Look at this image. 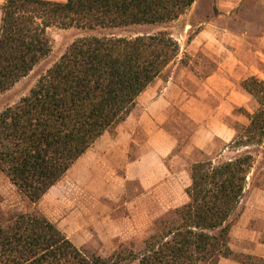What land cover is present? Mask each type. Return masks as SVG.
Instances as JSON below:
<instances>
[{"label":"trees","instance_id":"16d2710c","mask_svg":"<svg viewBox=\"0 0 264 264\" xmlns=\"http://www.w3.org/2000/svg\"><path fill=\"white\" fill-rule=\"evenodd\" d=\"M194 2L4 0L0 95L48 56V30L89 34L73 40L24 96L0 112V172L22 201L21 210L5 211L0 197V264H218L222 258L264 264V256L235 253L229 245L243 199L264 185V81L256 77L241 82L257 106L243 110L246 124L233 127L223 148L229 156L191 163L187 201L155 219L140 243H119L102 257L77 247L36 208L179 56V43L167 30L134 37L94 32L167 24Z\"/></svg>","mask_w":264,"mask_h":264},{"label":"rangeland","instance_id":"374dc122","mask_svg":"<svg viewBox=\"0 0 264 264\" xmlns=\"http://www.w3.org/2000/svg\"><path fill=\"white\" fill-rule=\"evenodd\" d=\"M201 13L203 17L211 13L209 5ZM185 21L186 18L182 16L178 21L167 24L133 26L94 34L134 37L167 30L173 37H179ZM87 34L76 29L48 30L51 39L48 56L10 90L0 95V112L24 96L73 40ZM187 35L191 37L192 31ZM172 68L173 64L159 77L165 80L171 75ZM182 82H185L187 88H197V80L187 75L182 77ZM211 98L215 99L213 95ZM234 113L239 116L243 114V109L235 110ZM167 114L168 119L163 127L177 139V146L165 161L167 173L164 179L161 178L163 166H142L136 172V178L125 179L123 162L116 161L114 166H107L97 164L98 156H84L42 197L36 208L54 222L77 247L96 252L102 257L108 256L119 243H140L151 232L155 219L187 201L184 191L189 185L191 163L213 159L218 155L229 156L224 150L219 152L222 147L219 140L214 143L212 155L197 149L189 154L187 145L191 142L197 124L177 105L169 107ZM225 123L234 127L236 124H246L247 120L237 122L233 118H226ZM108 132L111 137L115 135L114 128ZM145 135L140 128H135L136 145L130 146L127 159H133L146 150ZM94 164L97 166H92ZM0 197L1 207L5 211L22 209L19 194L1 172ZM241 206L242 213L230 232V248L235 253L264 256V185L260 189L249 190ZM218 264L239 263L222 258Z\"/></svg>","mask_w":264,"mask_h":264},{"label":"crops","instance_id":"0c3cea01","mask_svg":"<svg viewBox=\"0 0 264 264\" xmlns=\"http://www.w3.org/2000/svg\"><path fill=\"white\" fill-rule=\"evenodd\" d=\"M207 5L211 13L203 17L201 10ZM182 16L186 21L181 35L174 37L180 52L171 75L165 80L157 77L137 97L126 120L114 128L115 135L105 132L82 157L98 156L97 164L107 166L123 162L125 179L136 178L142 166H163L164 179L165 161L177 146V139L163 127L169 107L179 106L197 124L188 153L197 149L207 155H212L216 140L222 144L219 152L232 140L235 132L226 118L243 122L246 117L235 115V110L254 111L256 102L241 82L249 77L264 81V0H195ZM184 75L197 80V88L184 86ZM135 128L145 132L146 150L127 159L130 146L136 145Z\"/></svg>","mask_w":264,"mask_h":264}]
</instances>
